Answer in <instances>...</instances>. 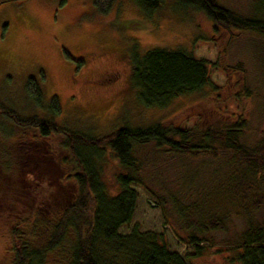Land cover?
Returning a JSON list of instances; mask_svg holds the SVG:
<instances>
[{"label":"rangeland","instance_id":"1","mask_svg":"<svg viewBox=\"0 0 264 264\" xmlns=\"http://www.w3.org/2000/svg\"><path fill=\"white\" fill-rule=\"evenodd\" d=\"M218 1L241 17L257 14L258 0ZM154 48L181 49L207 61L213 85L180 95L164 108L145 106L132 84L131 59ZM30 80L41 89L40 102L31 96ZM53 99L59 102V113L51 111ZM0 105L22 118L53 120L93 137L164 123L206 129L243 122L240 142L253 149L264 140V37L234 29L215 33L204 13L181 10L176 0H168L152 16L142 12L137 0H116L106 14L93 0H0ZM62 145V137L43 139L33 130L16 128L0 113V160L7 162L0 166L14 167L23 157L24 165L57 180L70 171ZM218 150L215 156L193 157L155 144L137 147L142 164L141 183L132 185L137 207L121 232L139 224L141 231L164 233L171 251L190 264H236L231 258L247 227L243 214L232 211L226 230L200 233L205 240L201 256H193L187 245L197 231L196 211L208 213L203 205L208 206L207 197L213 199L226 180L236 179L242 163L233 153ZM29 153L31 158H26ZM106 158L101 178L116 194L118 176L127 171L110 154ZM8 178L3 174L0 181L12 183ZM6 205L0 206V264H13L11 225L27 208ZM251 219L264 223V206L251 211Z\"/></svg>","mask_w":264,"mask_h":264},{"label":"trees","instance_id":"2","mask_svg":"<svg viewBox=\"0 0 264 264\" xmlns=\"http://www.w3.org/2000/svg\"><path fill=\"white\" fill-rule=\"evenodd\" d=\"M115 1L93 0L104 14L111 11ZM167 1L137 0V4L144 14L152 16ZM176 2L181 10L204 13L213 23L215 33L234 29L264 37V0L257 1V14L251 18L239 16L218 0ZM131 64L132 84L147 107L164 108L180 95L213 85L208 62L181 49L154 48L144 54L137 53L132 56ZM28 89L33 99L40 102L41 89L32 80ZM50 108L55 113L61 111L57 99L52 100ZM0 113L16 128L33 130L43 139L62 137V147L67 153L63 162L70 170L53 180L42 170L24 165L23 157L14 167L0 166V178L4 174L13 180L10 184L0 181V206L8 203L6 206L12 209L21 205L27 208V213L17 215L11 225L13 264H190L191 260L171 251L164 233L141 231L139 224L128 233L121 232L132 222L137 207L138 193L132 185L141 183L142 164L136 148L150 144L193 157L215 156L220 148L242 161L237 178L226 180L213 199L209 195L208 206L207 202L203 203L208 213L194 211L200 218L196 223L188 221L197 226V231L190 234L187 245L194 249L193 256H201L205 240L199 234L226 230L233 211L247 218V227L233 247L231 262L264 264V223L251 219V211L264 206V140L253 149L244 146L240 142L245 131L243 122L206 129L164 123L147 129L125 127L106 136L93 137L69 131L53 120L22 118L2 105ZM108 154L127 171L118 176L120 190L116 194L107 190L101 178V164L106 162ZM26 158H31V153ZM1 162L0 165L7 163ZM218 208L221 213L217 212ZM192 212L190 209L193 218Z\"/></svg>","mask_w":264,"mask_h":264}]
</instances>
